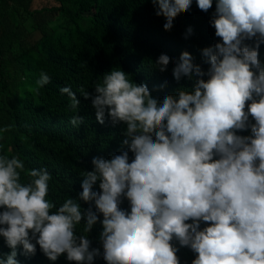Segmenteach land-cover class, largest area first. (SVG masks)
<instances>
[{"label": "clouds", "instance_id": "obj_1", "mask_svg": "<svg viewBox=\"0 0 264 264\" xmlns=\"http://www.w3.org/2000/svg\"><path fill=\"white\" fill-rule=\"evenodd\" d=\"M192 2L151 0L156 15L166 19L165 30ZM196 4L207 12L213 0ZM211 24L222 42L202 50L207 72L187 51L173 69L177 81L198 78L192 91L179 90L161 102L121 69L105 73L94 94L81 89L100 124L107 114L113 124L126 125L122 145L128 151L94 157L93 170L82 174L79 199L94 201L95 211L82 212L70 197L57 208L47 198L46 169H25L18 156L0 154V236L12 249L0 264H18L17 247L34 254L37 244L52 261L66 253L77 264L91 262L100 251L75 229L83 219L89 233L97 213L103 216L107 264H180L173 240L196 253L192 264H264V66L258 59L264 0H216ZM253 38L254 46L245 43ZM169 61L161 54L156 65L163 72ZM50 80L41 72L37 84ZM60 91L77 109L76 94L69 87ZM83 120L77 115L71 123ZM248 129L251 135L237 134ZM122 197L130 212L121 209ZM201 222L208 226L201 229Z\"/></svg>", "mask_w": 264, "mask_h": 264}, {"label": "trees", "instance_id": "obj_2", "mask_svg": "<svg viewBox=\"0 0 264 264\" xmlns=\"http://www.w3.org/2000/svg\"><path fill=\"white\" fill-rule=\"evenodd\" d=\"M30 1L0 0V154L18 156L25 169H46L51 174L47 198L57 208L70 197L77 200L82 212L89 207L95 211L94 201L79 199L82 174L93 170L94 157L111 159L128 151L122 145L126 125L113 124L107 114L104 124H100L91 97L85 99L81 89L94 94L96 83L102 82L105 73L121 69L130 81L146 84L161 102L166 95L176 96L179 90L192 91L198 78L182 76L177 81L173 69L187 51L193 64L207 72L210 65L202 50L222 42L211 24L216 0L207 12L193 0L188 11L174 18L171 30L164 29L166 19L156 15L151 0H37V7L29 9ZM55 13L71 24L68 39L45 22L46 16L35 25L37 37L23 33L28 18ZM255 40L245 43L254 46ZM258 52L264 66V43ZM161 54L170 58L163 72L156 65ZM41 72L51 78L42 87L37 84ZM63 87L76 94L80 102L77 109L73 110L68 95L61 93ZM77 115L84 118L83 123L73 126L71 120ZM249 121L254 123L251 117ZM5 126H11L10 130L2 131ZM237 134L247 136L251 131ZM133 158L129 152V162ZM22 179L28 178L22 174ZM93 191H100L99 181ZM121 200V209L130 212L129 201L125 197ZM97 215L98 222L89 233L83 231L86 220L76 225V234L87 235L90 248L100 251L91 262L83 264H107L100 240L103 216ZM206 226L201 222V229ZM172 244L178 248L180 264H192L196 253L176 240ZM11 251L0 236V258L6 259ZM16 251L18 264H77L69 261L66 253L50 260L38 244L34 254L25 253L22 246Z\"/></svg>", "mask_w": 264, "mask_h": 264}, {"label": "rangeland", "instance_id": "obj_3", "mask_svg": "<svg viewBox=\"0 0 264 264\" xmlns=\"http://www.w3.org/2000/svg\"><path fill=\"white\" fill-rule=\"evenodd\" d=\"M46 16L45 22L53 28L57 32L64 33L62 37H65L68 39L71 36V24L67 22L64 16H62L59 13H55L53 15H47V14H39L36 17L37 18H28L24 23L23 33H31L32 37H37V32L35 30V25L38 23V20H41ZM22 33V35H23ZM21 44H25L24 39H21Z\"/></svg>", "mask_w": 264, "mask_h": 264}, {"label": "crops", "instance_id": "obj_4", "mask_svg": "<svg viewBox=\"0 0 264 264\" xmlns=\"http://www.w3.org/2000/svg\"><path fill=\"white\" fill-rule=\"evenodd\" d=\"M15 2H16V0H15ZM37 3H38L37 0H31L29 9H33V8L37 7ZM7 16H10V13H9L8 9H7ZM24 23H23V25H24Z\"/></svg>", "mask_w": 264, "mask_h": 264}]
</instances>
